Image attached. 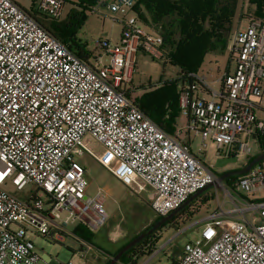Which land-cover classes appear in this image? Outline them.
<instances>
[{
    "label": "built area",
    "instance_id": "built-area-1",
    "mask_svg": "<svg viewBox=\"0 0 264 264\" xmlns=\"http://www.w3.org/2000/svg\"><path fill=\"white\" fill-rule=\"evenodd\" d=\"M67 1L40 0L37 14L58 20ZM104 1L123 25L117 45L101 44L108 64L100 56L79 58L36 12L0 0V264H39L32 235L60 243L75 236L70 224L92 233L106 224L105 194H87L86 169L75 154L89 155L136 194L150 189L151 209L162 218L217 182L181 141L185 129L168 134L130 95L137 55L165 60L162 36L139 22L133 12L139 0ZM228 48L235 69L221 79V92L206 75L178 77L179 113L201 138L200 152L211 142L219 155L249 157L248 140L257 143L258 132L264 133L255 114L264 96V21L251 18ZM97 144L102 157L92 149ZM8 183L17 191L35 185L36 191L23 199L6 190ZM220 185L233 207L218 204L201 236L185 243L172 264H264V199L256 198L264 191V160Z\"/></svg>",
    "mask_w": 264,
    "mask_h": 264
},
{
    "label": "rangeland",
    "instance_id": "rangeland-1",
    "mask_svg": "<svg viewBox=\"0 0 264 264\" xmlns=\"http://www.w3.org/2000/svg\"><path fill=\"white\" fill-rule=\"evenodd\" d=\"M19 6L27 11H39L40 0H14ZM76 0H68L63 14L60 19L52 20L50 18H44L43 15H39L40 20L50 25H58L62 27L68 22L69 15L72 13H82L83 10L76 4ZM238 8L233 19V27L231 33L236 31L237 24L242 21L240 27L243 29L246 27L247 21L241 19L243 16L249 17L250 10L248 0H239ZM85 20L81 27L75 33V40L82 47L86 48L89 52L94 54V57H101L104 64H108L109 58L105 55L104 50L100 46L101 43L109 42L111 45H117L120 42V37L123 29V25L120 22H114L113 18L121 19L120 15L111 14L105 7H98L97 10L89 9L85 11ZM147 30L148 28L145 27ZM59 35L62 34V30L59 28L54 29ZM233 36L229 39V46L232 43ZM215 57L216 61L210 64V59ZM230 59L229 48L223 53H216L208 55L206 62L202 65L203 73L206 75L209 82H213L221 73L227 68ZM211 69V70H210ZM180 70L178 67L169 63H165L164 60H153L146 54L139 53L136 59V67L133 74V80L131 82V88L134 91L131 93L133 99H139L140 94L151 91L157 88V85H161L168 81L177 80ZM145 86L148 90H142L140 87ZM212 88L216 91L220 90L219 83H212ZM205 99H208L207 94H202ZM186 129L187 124L184 122ZM184 141L187 145L188 139L184 136ZM249 144L252 149V154L247 156H236L237 160L234 162L226 163L223 166H216L218 157L215 150V145L211 142L208 143V148L204 150V155L200 159L202 163L208 165L212 172L217 176L216 185L207 190L204 195H211L212 198L208 203L206 209L200 214L196 215L192 222L183 224L180 222L176 227L166 225L163 228V237L156 242L157 251L155 254H141L136 259L137 264H172L180 259L183 253V247L185 243L193 241L201 236L202 224H196L198 218L205 216V214L214 213L218 204H224L226 209L233 207L232 202L226 196L225 191L220 185L218 177L235 168L245 167L250 158L259 154L260 150L254 139L250 138ZM211 144V145H210ZM97 155L103 156L105 154L104 148L97 144L92 148ZM194 155H199L200 149L197 148V143L192 144L190 148ZM76 160L86 169V178L89 183L87 194L94 196L98 190H102L105 194V208L108 214L106 224L100 231L94 232L91 240V249L87 252L89 264H99L98 259L103 258L104 264L107 260L112 259L111 254L116 252L119 248L125 245L128 241H116L112 243H106L100 241L98 238L104 239L105 236L115 229L116 227L125 228L127 231V239L131 238L134 234L140 231L144 226H148L154 219V213L151 209L150 202V189L142 194H136L131 191L123 182L117 180L111 173L103 168L95 159L87 154H75ZM6 190L14 193L16 196L27 199L33 192L36 191L35 185H28L24 191H17L16 188L8 183ZM256 198L264 199V191H260ZM249 216V215H248ZM250 217V216H249ZM80 226L79 223H73L68 226V231L74 234L75 229ZM141 232V231H140ZM32 240L36 247L37 254L42 257L46 255L51 258V264H68L74 262L75 264H81L84 260L83 255L85 251L81 250V242L75 236L66 237L64 242H51L45 241L44 238L37 235H32ZM94 244L100 245L102 248L95 247ZM83 250H85L83 248ZM40 264H44L40 262ZM120 264V263H119Z\"/></svg>",
    "mask_w": 264,
    "mask_h": 264
},
{
    "label": "trees",
    "instance_id": "trees-1",
    "mask_svg": "<svg viewBox=\"0 0 264 264\" xmlns=\"http://www.w3.org/2000/svg\"><path fill=\"white\" fill-rule=\"evenodd\" d=\"M76 2L83 12L70 14L68 22L63 28L58 25L49 26L40 20L37 13H34L33 16L48 32L63 42L72 53L87 61L96 57L77 43L75 33L85 20V11L94 9L100 3L102 7H105L107 3L104 0H76ZM238 3L239 0H139L133 12L144 27L162 36L166 55L164 61L178 67L179 76H182L198 73L208 54L226 51L232 36V23ZM248 5L249 18L264 21V0H248ZM44 18L48 17L44 16ZM57 28L62 30L61 35L55 32L54 29ZM101 48L104 50L105 46L101 45ZM135 103L162 130L168 133L176 132V119L179 116L178 79L165 82L160 87L145 92L139 99H135ZM256 140L260 152L252 156L248 164L258 155L264 153V133L258 132ZM238 177H230L224 183L230 185ZM202 195L179 211L174 218L173 227H176L180 222L183 224L192 222L196 215L207 210L206 207L212 196ZM147 230L148 228L142 230L125 245ZM74 235L91 244L93 233L87 229L78 226ZM154 238L155 234L147 236L127 251L117 264H137L136 259L139 255L152 254L156 249ZM148 242H151V247L145 252L141 251ZM125 245L110 257L113 258ZM110 261L111 259L104 264H109Z\"/></svg>",
    "mask_w": 264,
    "mask_h": 264
},
{
    "label": "crops",
    "instance_id": "crops-1",
    "mask_svg": "<svg viewBox=\"0 0 264 264\" xmlns=\"http://www.w3.org/2000/svg\"><path fill=\"white\" fill-rule=\"evenodd\" d=\"M238 8V7H237ZM243 16V12H242V14H241V19H244V20H246L247 21V24H246V27L245 28H241L240 27V25H241V23H242V21H240L239 20V22H238V24H237V28H236V31H234L233 33H232V36L237 32V31H239V30H245L246 28H247V26H248V24H249V21H250V18L249 17H247V16H244V17H242ZM147 30V29H146ZM148 31H151V32H153L152 30H150V29H148ZM143 54V53H142ZM212 54H216V53H210V54H208V55H212ZM208 55L205 57V61L204 62H206V60H207V57H208ZM138 56V55H137ZM216 61V59H215V57H212L211 59H210V64H212V63H214V62ZM234 69H235V65H234V63L231 61V59H229V63H228V65H227V68L224 70V71H222L221 73L219 72L220 70H218V77L213 81V82H209L210 84H211V86H212V83H214V82H216V83H219L220 84V90L218 91V92H221L222 91V89H223V83H222V81H221V79L224 77V75H226V74H228V73H232L233 71H234ZM211 70V69H210ZM198 73H200V74H203V75H205L204 73H203V70H202V67L200 68V70H199V72ZM132 80H133V77H132ZM132 82V81H131ZM133 82H134V80H133ZM130 85H131V83H130ZM161 85H157V88L158 87H160ZM130 88H131V86H130ZM140 89H142V90H148V89H146V87L145 86H143V87H140ZM134 91V89L133 88H131V93ZM216 91V90H215ZM131 95V94H130ZM140 95H142V93L140 94ZM202 98H203V95L201 94L200 95ZM255 114H256V119L258 120V121H261V122H264V96H263V99H262V102L260 103V104H258V106H257V108H256V112H255ZM184 122H186V124H187V120L185 119V118H183V117H181L180 116V113H179V116L177 117V119H176V125H175V130H176V132H174V133H168V134H172V135H176V133L179 131V130H181V129H183V127H184ZM185 129V128H184ZM184 136H186V138L188 139V143H187V145L191 148L192 147V144H194L195 142L197 143V148L198 149H200L201 148V145H202V140H201V138L199 137V136H197V135H195L194 134V132L193 131H190V130H188V129H185L184 130V133H183V135L181 136V141L183 142V143H185V141H184ZM212 145H214L213 143H211ZM210 144V145H211ZM258 145V144H257ZM208 148V147H207ZM215 150H216V148H215ZM203 155H204V151H202V152H200L199 153V155H197L198 156V158H202L203 157ZM217 157H218V160L219 159H221V158H227V157H225V156H222V155H219V154H217ZM204 164V163H203ZM207 168H209L210 169V167L208 166V165H206V164H204ZM208 215H210V214H205V216H203V217H201V218H198V219H196L197 220V223L196 224H202L203 223V221L207 218V216ZM154 216H155V214H154ZM156 218V216L154 217V219ZM153 219V220H154ZM202 227V226H201ZM146 228V226H144L140 231H142V230H144ZM125 228H121V227H116L115 229H113L112 231H110L106 236H105V238L104 239H102V238H98L100 241H105L106 243H112L113 244V242H116V241H129L131 238H133L135 235H137V234H139L140 233V231H138L136 234H134L131 238H129V239H127L126 240V238H127V231H125L124 230ZM101 230V229H100ZM99 230V231H100ZM163 230L162 231H160L156 236H155V238H154V241H159L162 237H163ZM76 237V236H75ZM79 241H83V240H81L80 238H78V237H76ZM82 244V243H81ZM94 246L95 247H98V248H102L100 245H98V244H94ZM83 245L81 246V250L82 251H85V250H83ZM85 249V248H84ZM83 257H84V260L85 261H83L81 264H89V259H88V256H87V252L85 251V253H84V255H83V252H82V254H81ZM48 258L49 257H47L46 255H43L42 257H40V262H43L44 264H47V260H48ZM51 261H52V259H51ZM51 261H50V263L49 264H51ZM40 262H39V264H40ZM74 263V262H73ZM98 263L99 264H101V263H103V258L102 259H98ZM75 264V263H74Z\"/></svg>",
    "mask_w": 264,
    "mask_h": 264
},
{
    "label": "water",
    "instance_id": "water-1",
    "mask_svg": "<svg viewBox=\"0 0 264 264\" xmlns=\"http://www.w3.org/2000/svg\"><path fill=\"white\" fill-rule=\"evenodd\" d=\"M236 157H227V158H221L217 161L216 166H223L226 163L234 162L236 161ZM264 160V153H261L258 155L254 160H252L248 165H246L244 168L240 170H234V171H227L220 175L218 177L219 181L222 183L225 180H227L230 177L234 176H241L244 174H247L255 165H257L259 162ZM216 184L209 185L201 190H199L197 193L192 195L185 203H183L179 208H177L175 211L170 213L167 217H164L161 221L155 223V225L149 229L148 231L141 233L137 237H135L133 240H131L127 245H125L118 253L111 259L109 264H117L122 256L135 247L138 243H140L142 240H144L147 236H149L151 233H153L155 230L160 228L161 226L165 225L169 218H171L174 214L178 213L180 210H182L185 206L190 204L192 201L197 199L199 196H201L203 193H205L207 190H209L211 187L215 186Z\"/></svg>",
    "mask_w": 264,
    "mask_h": 264
},
{
    "label": "flooded vegetation",
    "instance_id": "flooded-vegetation-1",
    "mask_svg": "<svg viewBox=\"0 0 264 264\" xmlns=\"http://www.w3.org/2000/svg\"><path fill=\"white\" fill-rule=\"evenodd\" d=\"M243 168H244V167H243ZM240 169H242V167H240V168H235V169H232V170H230V171L240 170ZM225 172H226V171H225ZM223 173H224V172H223ZM178 213H179V212H178ZM178 213L174 214L171 218L168 219V221L166 222L165 225L161 226L160 228H158L157 230H155V231H154L153 233H151V234H155V236H156L160 231L163 230V228H164L166 225H171V226H173L174 218L177 216ZM163 218H164V217H163ZM163 218H162V217H156V218L151 222L150 225L146 226V228H148V230L151 229V228L155 225V223L161 221ZM146 228H145V229H146ZM145 229H144V230H145ZM148 230H147V231H148ZM151 234H150V235H151Z\"/></svg>",
    "mask_w": 264,
    "mask_h": 264
}]
</instances>
